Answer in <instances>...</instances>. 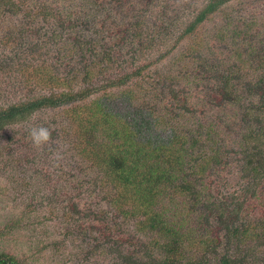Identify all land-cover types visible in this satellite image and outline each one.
Masks as SVG:
<instances>
[{
    "label": "trees",
    "instance_id": "1",
    "mask_svg": "<svg viewBox=\"0 0 264 264\" xmlns=\"http://www.w3.org/2000/svg\"><path fill=\"white\" fill-rule=\"evenodd\" d=\"M143 1L0 0V45L13 49L0 52L2 60L12 65L5 68L4 82L22 94L1 106L0 132L27 123L58 129L61 136L68 130L53 127L55 117V121L52 117L40 119L39 114L59 110L72 117L68 125L73 145L87 161L79 165L80 171L88 176L95 173V182L84 189L74 179L75 196L70 198L77 199L73 205L78 208L84 195L90 197L93 189L105 182L113 208L134 219L136 232L146 235L152 251L144 253H159L154 261L145 262L144 254L139 258L128 255L130 264H242L243 245L264 236V223L256 227L247 222L240 230L225 220V239L234 238L237 246L232 252L224 251L205 215L211 211L221 221L226 212L233 214L235 210L226 211L224 202L217 205L219 199L206 180L231 155L225 150L228 142L222 124L233 121L229 108L238 106L239 111L233 113L242 116L247 129L239 136L240 142H247L241 146L242 171L250 173L255 184L264 183V125L255 124H264V61L259 55L264 56V29L257 31L261 28L256 17L246 18L245 7L235 8L239 0H207L201 8L188 10L182 19L174 9L168 14L166 7L149 15ZM217 14L227 16L225 25L216 26L214 31L218 42L230 39L227 29L232 21L238 36L232 38L233 44L247 46L245 53H232V60L239 59L243 70L253 55L259 56L263 69L252 85L262 90V100L258 104L247 102L249 94L239 93L232 78L241 67L232 62L228 67L223 60L227 64L221 73L224 89L217 97L226 109L225 116H213L207 123L197 119L192 126L188 125L192 119H185L174 126L171 120L179 114L169 104L159 110L153 106L154 102L161 105L156 101L158 90L166 82L183 83L194 72L220 65L210 61L208 54L193 61L201 55L200 47L213 46L202 28ZM236 16L239 18L233 20ZM177 46L176 71L162 73L152 68ZM162 49L164 52L153 60L151 54ZM246 57L252 59L245 62ZM175 91L168 92L173 97L170 101L179 103ZM62 175L61 180L65 178L67 183L66 172ZM58 196L62 203L69 199V192L61 190ZM177 197L182 198L183 210L175 209L179 206ZM0 264L26 263L0 252Z\"/></svg>",
    "mask_w": 264,
    "mask_h": 264
},
{
    "label": "rangeland",
    "instance_id": "2",
    "mask_svg": "<svg viewBox=\"0 0 264 264\" xmlns=\"http://www.w3.org/2000/svg\"><path fill=\"white\" fill-rule=\"evenodd\" d=\"M206 1L150 0L147 2L146 0L141 4L148 10L149 15L166 7L168 14L174 9L176 15L182 19L189 11L192 12L197 7L201 8ZM184 5L187 9L183 8ZM234 6L236 9L239 6L245 7L248 15L246 18L256 17L257 27L261 28L257 31L264 29V0H239L235 2ZM226 18L225 14H217L205 23L202 32L213 46L209 44L207 47H200L201 55L193 57V61H201L205 57L203 55L208 54L210 61L218 64L220 62V65L216 68L204 69V72L200 70L197 73H192L189 79L190 83L187 80H184L183 83L174 80L162 84L158 90L157 95L160 96L156 101L161 102V105L154 102L153 106L159 110L162 105H170L179 114L171 120L173 124L175 123L174 126H179L190 119L192 120L188 122V125L192 126L197 119H201L203 123L209 119L211 121L213 116L221 117V119L225 116L226 109L222 107L223 103L217 97L218 93L224 89L221 73L227 64L221 62L223 60L229 63L228 67L231 66V62L238 66V69L241 67V70L239 69V72L232 78L239 93L247 92L246 94L250 95L247 96L249 98L247 102L258 104L262 100L259 97L262 90L256 89L252 85L255 81L252 79L261 74L263 69L259 56H256V59L253 55V61L249 60L248 67L243 70L241 61L239 59L232 60L230 56L237 51L245 53V48H247L246 45L243 47L241 45L240 49L233 44L232 38L238 37L233 32L234 23L230 21V26L227 29L230 39L218 42L214 37L216 26L225 25ZM237 18L239 16L233 20ZM14 20L21 21L20 18ZM262 34L263 45L261 47L264 48V32ZM19 47L26 50L25 47L20 45ZM169 47L167 45L166 48ZM179 48L177 46L152 68L162 73L176 71L178 65L174 60L180 52ZM12 50V47L0 45V52H12ZM161 52L163 53L164 49L160 52L154 51L151 54L153 60ZM259 55L263 57L264 61V56ZM252 57H246L245 62ZM1 60L0 56V108L4 106L5 102L8 104L14 102L22 95L15 93L11 83L4 82V78H7L5 68H10L12 65L9 61ZM27 72L31 71L25 73L27 74ZM172 89H175V93L179 95V103L170 101L173 97L168 92ZM229 109L231 112L227 111L229 114H233V121L229 125L222 124V127L228 142L225 150L229 149L231 155L224 160L225 164L219 166L217 173H209L210 176L206 182L213 190L212 194L219 199L217 205L224 202L226 211L232 209L235 210V213L226 212L227 216L222 217L221 221H217L218 214L211 211H206L208 216L205 213L204 215L212 226L210 230L222 240V249L232 252L237 245L234 238L225 239L226 222H232L233 226L240 227V230L246 226L247 222L256 227L264 223V183L255 184L250 173L242 171L241 146H246L247 142H240L241 137L239 136L247 130L246 122L240 114L233 113L234 110L239 111L238 106H232ZM201 116L202 118H199ZM38 117L40 119L52 117L53 121H55V117L57 124L53 127L60 125V130L67 129L68 131L62 133L61 137L58 129H49L51 132L49 141L39 147L32 142L30 129L34 126L31 124L12 125L0 132V252L13 255L26 264H130L128 255L139 258L142 254L146 258H144V262L147 259L154 261L159 253L153 252L155 255L144 253V251H152L146 240V235L136 232L134 219L123 217L113 208V204L107 199V191L105 192L107 185L104 181L103 185L93 189L92 197L85 198L84 195L80 202L81 205L78 203L79 207H74L73 204L77 199L70 198V196H75L74 179L80 181V184H83L86 189V184H94L95 173L88 176L83 169L80 171L79 165H86L87 161L81 158L73 145L74 135L70 132L68 125L72 117L59 110L43 112ZM45 122L48 123V121ZM59 122L60 124H58ZM255 124H257L256 127L264 125L263 123ZM237 136L238 141L236 142ZM87 164L91 166L89 162ZM62 171L66 172L67 183L64 181L65 178L63 181L61 180L64 177ZM61 190L69 192V199H64L62 203L58 201L60 200L58 193ZM163 201L166 202L165 199ZM181 201L182 198L177 197L175 202L179 206H176L175 209L180 207V210H183ZM192 217H194L193 212L190 220ZM225 220L226 222H224ZM191 223L193 224L192 220ZM257 237L243 245L242 264H264V236L259 240H256ZM252 247L253 250L250 249Z\"/></svg>",
    "mask_w": 264,
    "mask_h": 264
},
{
    "label": "clouds",
    "instance_id": "3",
    "mask_svg": "<svg viewBox=\"0 0 264 264\" xmlns=\"http://www.w3.org/2000/svg\"><path fill=\"white\" fill-rule=\"evenodd\" d=\"M30 136L32 139V142L37 146H41L43 144H46L51 136L50 130L43 126H34L30 129Z\"/></svg>",
    "mask_w": 264,
    "mask_h": 264
}]
</instances>
